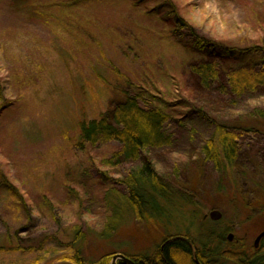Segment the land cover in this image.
Here are the masks:
<instances>
[{"label": "rangeland", "instance_id": "rangeland-1", "mask_svg": "<svg viewBox=\"0 0 264 264\" xmlns=\"http://www.w3.org/2000/svg\"><path fill=\"white\" fill-rule=\"evenodd\" d=\"M24 1L0 0V264H75L63 259L73 257V247L85 260L107 257L112 264L116 254L150 250L165 232L201 238L204 227L217 226L204 218L214 209L223 213L220 227L235 223L236 242L244 239V246L258 250L260 231L251 225L261 212L256 207L248 218L238 210L244 209L242 193L250 201L264 194L258 148L264 139L249 133L240 139L241 163L232 178L201 159V148L218 124L259 127L264 134V117L255 115L264 110V88L227 95L218 83L200 85L192 66L207 52L222 60L229 51L259 59L264 0H89L74 24L62 9L66 0ZM178 19L184 28L175 26ZM198 38L205 51L192 47ZM140 87L165 98L173 116L165 127L172 144L143 157L190 195L168 205L166 228L126 210L108 240L105 194L123 191L121 180L139 162L110 163L121 143L80 145L79 127L110 116Z\"/></svg>", "mask_w": 264, "mask_h": 264}, {"label": "trees", "instance_id": "trees-1", "mask_svg": "<svg viewBox=\"0 0 264 264\" xmlns=\"http://www.w3.org/2000/svg\"><path fill=\"white\" fill-rule=\"evenodd\" d=\"M88 1L66 0L63 2L62 9L69 10L72 15H66L69 24L82 19L77 17V11H80V8ZM23 5L30 6L31 2L25 0ZM37 10L35 8L34 12H38L40 18L47 21L46 16ZM177 24L181 28L185 26L181 19L175 22V26H178ZM175 30L182 31L178 28ZM178 33L179 38L183 40L185 35ZM192 47L194 49L198 47L200 52L205 51V41L198 38L196 46L192 44ZM255 53L259 59H255V55L253 56L255 58L251 57L252 60L247 61L242 53L233 55L232 51H229V56L222 60L219 57L209 56L207 52L206 60L194 64L192 71L198 79L197 82L205 88L218 83L222 93L234 97L254 93L264 88V50H256ZM167 104L165 98H156V94L150 89L144 90L140 87L134 93H128L124 101L114 107L110 116L107 114L99 119L84 120L80 124V145H97L100 141H118L121 143V148L113 154L109 162L114 163L120 159L133 163L139 162L138 166L131 168L121 180L123 191L110 188L105 194L110 214L103 234L108 240L119 229L126 210L132 213L136 220L152 222L153 225L156 223L159 226L163 223L166 228L171 223L172 217L168 205L175 198L179 201L189 198L190 194L187 190L165 181L157 173L150 158L143 157L149 149L168 147L172 144L171 136L165 133L166 125L173 117L166 110ZM256 114L264 117V110H256ZM258 128L230 129L225 125H215L211 138L201 148V159L212 161L215 169L223 173L224 177L225 175L235 177V170L241 163L240 139L247 133L258 134L257 140L264 139L260 136L264 134ZM258 148L264 168V144ZM252 152L257 154L256 150ZM5 185L8 189L11 188L9 184L5 183ZM13 193L15 197H18V192L14 189ZM242 195L243 198L245 197V200H241L244 209L242 212L238 210V213L248 214V218H251L250 214L258 207L261 213L254 218L251 226H257L256 232L263 231L264 194L254 201H250L249 196L244 193ZM221 220L214 222L217 226L213 229L204 227V230L200 232L201 238L195 237L194 233L190 232L186 234H166L165 232L154 242L150 250L125 252V255L136 264H264V237L260 242V248L251 251L250 247L244 246L246 244L244 239L241 242H236L235 239L229 240L228 234L233 232L235 223L232 221L231 225L220 227ZM83 238L81 235L80 239ZM72 252L73 257L69 258L65 255L63 259L68 261L70 259V262L75 264H111L107 257L98 261L85 260L81 256L80 247L75 249L73 247ZM116 253L111 255L114 256ZM118 264L129 263L119 260Z\"/></svg>", "mask_w": 264, "mask_h": 264}, {"label": "water", "instance_id": "water-1", "mask_svg": "<svg viewBox=\"0 0 264 264\" xmlns=\"http://www.w3.org/2000/svg\"><path fill=\"white\" fill-rule=\"evenodd\" d=\"M222 216H223V214L220 210L214 209V210L210 211L209 214H206L205 217H210L212 220H220L222 218ZM263 237H264V231H262L257 236V238L255 240V247L259 246V243ZM228 238H229V240L232 241L234 239V233H229ZM119 260H124V261L128 262L129 264H136L133 260H131L129 257H127L124 254H116L112 259V264H118Z\"/></svg>", "mask_w": 264, "mask_h": 264}, {"label": "flooded vegetation", "instance_id": "flooded-vegetation-1", "mask_svg": "<svg viewBox=\"0 0 264 264\" xmlns=\"http://www.w3.org/2000/svg\"><path fill=\"white\" fill-rule=\"evenodd\" d=\"M261 242V241H260ZM261 244V243H260ZM261 246V245H260Z\"/></svg>", "mask_w": 264, "mask_h": 264}, {"label": "bare ground", "instance_id": "bare-ground-1", "mask_svg": "<svg viewBox=\"0 0 264 264\" xmlns=\"http://www.w3.org/2000/svg\"><path fill=\"white\" fill-rule=\"evenodd\" d=\"M240 160H241V158H240Z\"/></svg>", "mask_w": 264, "mask_h": 264}]
</instances>
